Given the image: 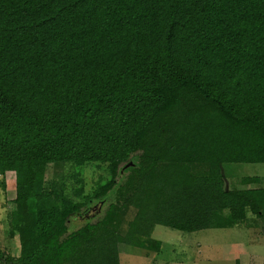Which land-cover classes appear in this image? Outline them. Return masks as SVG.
<instances>
[{
    "label": "trees",
    "instance_id": "obj_1",
    "mask_svg": "<svg viewBox=\"0 0 264 264\" xmlns=\"http://www.w3.org/2000/svg\"><path fill=\"white\" fill-rule=\"evenodd\" d=\"M239 164H264V0H0L2 264H120L157 225L263 217Z\"/></svg>",
    "mask_w": 264,
    "mask_h": 264
},
{
    "label": "rangeland",
    "instance_id": "obj_2",
    "mask_svg": "<svg viewBox=\"0 0 264 264\" xmlns=\"http://www.w3.org/2000/svg\"><path fill=\"white\" fill-rule=\"evenodd\" d=\"M82 171L89 186L105 176L104 167L88 166ZM225 171L229 187H248L239 183L244 176L259 177L260 182L255 187H264V164L228 165ZM14 198L15 176L7 173L5 190L0 189V253L17 257L19 240L17 236H10L9 218ZM98 208L90 209V217L98 213ZM152 238L161 242L159 253L120 244V264H264V216H253L232 227L190 233L157 225Z\"/></svg>",
    "mask_w": 264,
    "mask_h": 264
}]
</instances>
